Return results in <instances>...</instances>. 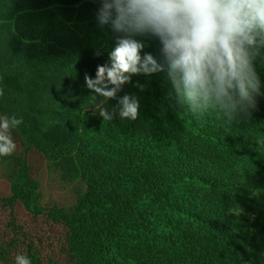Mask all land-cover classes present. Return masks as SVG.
Masks as SVG:
<instances>
[{
  "label": "trees",
  "instance_id": "1",
  "mask_svg": "<svg viewBox=\"0 0 264 264\" xmlns=\"http://www.w3.org/2000/svg\"><path fill=\"white\" fill-rule=\"evenodd\" d=\"M99 6L0 0V116L22 119L0 156V264H264V63L256 110L232 122L178 104L166 72L92 101L84 76L115 42ZM138 39L160 59L157 40ZM126 93L135 121L118 114ZM31 152L67 205L43 195Z\"/></svg>",
  "mask_w": 264,
  "mask_h": 264
},
{
  "label": "clouds",
  "instance_id": "2",
  "mask_svg": "<svg viewBox=\"0 0 264 264\" xmlns=\"http://www.w3.org/2000/svg\"><path fill=\"white\" fill-rule=\"evenodd\" d=\"M95 18L108 26L115 42L108 62L98 65L95 78L85 74L90 98L101 104L117 99L133 76L166 72L176 102L192 113L215 111L228 122L249 116L261 94L257 62L264 63V0H93ZM138 37L159 42L160 59L144 52ZM97 51L96 55H99ZM0 91V95H2ZM121 119L135 121L140 101L124 94L117 101ZM116 109L100 107L105 121ZM22 119L0 116V156L17 148L12 130ZM16 264H31L17 254Z\"/></svg>",
  "mask_w": 264,
  "mask_h": 264
},
{
  "label": "rangeland",
  "instance_id": "3",
  "mask_svg": "<svg viewBox=\"0 0 264 264\" xmlns=\"http://www.w3.org/2000/svg\"><path fill=\"white\" fill-rule=\"evenodd\" d=\"M28 160L34 169L35 176L42 183L43 195L46 197V195L49 194L51 198L61 201L63 205H67L68 202H70V196L47 185V179L45 177V160L35 152L28 154ZM0 191H2L1 188Z\"/></svg>",
  "mask_w": 264,
  "mask_h": 264
}]
</instances>
